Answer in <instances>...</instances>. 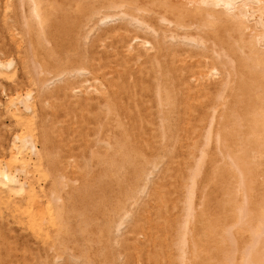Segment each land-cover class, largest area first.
Here are the masks:
<instances>
[{"label":"rangeland","instance_id":"rangeland-1","mask_svg":"<svg viewBox=\"0 0 264 264\" xmlns=\"http://www.w3.org/2000/svg\"><path fill=\"white\" fill-rule=\"evenodd\" d=\"M41 1L44 12L42 28L40 24L34 23V27L31 28L30 32H27L23 24L22 12L27 14L30 12L29 1L25 0L23 3L24 5H22L20 0H0V154H3L4 150L6 151L5 157H10L11 151L14 148L16 149L15 143L20 145L19 141L17 139L15 140L18 134L27 135L29 139V141H27V147L31 142L35 143L36 149L31 150V156L25 159V164L19 161L15 163L14 167L12 165L13 169H17V175L20 177V182L22 181V184H20V182L19 184L22 186L20 187L19 184H16L20 187L16 189V185L14 184L16 190L14 188L12 189V196H21L18 198L16 196L11 197L16 200L18 204H22L20 207H24L23 204H27V200L26 198L24 199L25 201L21 200L24 198L22 194L24 195L29 179L35 177L37 195L38 193L40 194L37 199H40L39 201L42 206H45L53 188L55 191V188L58 186L57 184L55 187L52 183L53 175L55 174V177L59 176V183L60 178L63 182V185L59 184V188L57 187L54 193H56L55 195H59L63 202L60 203L58 201V203H60L58 205L59 207H64V211L61 210L63 214L61 213L62 217H60V220L63 223L65 221V224L61 221H59V224L56 221L48 223V227H41L43 229L41 230L40 227H36L32 225V223L30 224V218L27 216L28 212L26 213L27 210L24 214L22 210L21 214L23 221L21 220L20 223L19 220L17 221L18 215L16 213L11 214L4 206L2 209L3 212L0 211V236H2L0 238V246H2V248L0 247V255L1 258L3 257L2 264H83L81 263L83 260L80 258L77 259L81 261L77 259L75 261L74 259L77 256H81V258L82 256L86 257V250H88L87 257L91 259L89 264L92 263V260L94 261L92 264H103L102 260H105V258L113 259V264H228V255L231 254L229 251L232 252L233 250L232 241L230 243L229 240L230 236L228 238L229 234L225 232V228L229 226L232 227L238 246L234 264H241L242 247L250 240L251 226L257 224L255 220H257L260 214V208L262 207L261 196L264 194V140H262V136L257 133H248L249 125L245 124L242 126V95H238L237 92V85L240 81L239 73L235 77L236 81H230L225 87L222 83H218L212 89V92L215 94L220 91L222 93L218 95L219 97H217L216 100H214L215 98L211 100V102L215 101L214 104H216V117L214 116L215 129L213 128L214 133L208 146V154L210 153V157L201 160L199 170L196 173L194 193L195 214L189 225L191 227L189 229V236L186 244L187 251L182 258L183 263L177 260H180V258H175L179 256V251H177V247L172 245L179 239L181 233L184 231L178 225L181 224L183 220V202L186 194V185L189 182L190 170L196 166L198 161V159H196L198 151L196 150L199 149V141L201 139L197 136L198 132L194 130L198 127L197 120H199L198 118H200L201 115L198 116L197 111L196 113H190L188 118H186L187 116L184 117L185 115L182 114L180 116L178 115V109L180 108L185 112V106L183 103H178L177 108H174L171 102L174 98V87L177 82L174 78L175 71L171 70L162 78L163 87L160 90V95L163 101L160 105L157 104V95L154 93L156 91L153 80L151 79L152 73L147 77L146 82L150 90H148L147 87V89L144 90L145 92L141 95L143 89L138 85L132 87V91L136 92V96L142 98L146 97V99H142L144 103L141 100L142 103L138 109L141 110V115H144L149 124H154H152L153 126H147L148 123L146 121L143 123V130H145L144 132L148 135V140L154 138L158 139L156 136L159 137V135L154 136L151 134V130H153V132L158 130L161 110L163 113L165 111L168 114L166 119V136L163 139L160 138L161 140L159 139L151 143L149 148H144L148 159H138L136 161L137 167H141L142 165L145 166L144 168L146 171L142 173L144 179L140 177L141 180L139 178L135 180L134 176L132 177L129 175V167H126L128 171L123 177L117 175L111 176L110 179H108L109 176L108 178L100 177V174L106 167L107 159H101L96 155V152L101 153L106 151V155L108 156L111 152V148H109V150L105 147V145L108 144L106 140L110 134L115 133L116 135H120L121 131L118 130L119 128L116 126V120L118 119L116 108H111L108 111L107 109H100L107 101L105 97L113 90L111 83H113L112 80L116 77V72L122 67V65L117 64L118 60H122L126 57V53L128 54V64H130L128 68L130 74L128 72V75H131V77H128V80L130 81L132 79V82L136 84V75L140 74L141 67L150 65L148 63L149 61H147L148 55L154 54L155 52V49L151 47V45L155 44L156 41L163 42V40H165L169 43V45H166L167 43H164L165 41L163 42V44L166 45L165 50L168 55L165 54L161 56L160 59H164H161V61L164 62L165 60H173L175 58L174 64H176L180 70L179 73L186 75L183 82L190 85L195 93H198L196 83H198L199 80L197 76L192 75V69L189 67L190 64L196 61V57L192 55V51L198 47L197 41L194 42L198 36V31H195V27L196 25L199 26L201 20L203 23H207V20L209 21V19L213 17L209 18V16V19H206L207 17L201 13L198 15L191 13L187 18L186 16L188 15H186L184 19L187 23H191L192 25L196 23V25H193L195 29L192 27V30H190V28L187 31V28L185 29L183 27L177 30H175L176 28L174 27L169 30L166 25L167 23L158 18L159 14H157L156 11L141 16L144 17L147 24L153 26L158 31V34H155L154 32H146L138 28L133 21H127L128 17L136 15L131 10L127 11V17L116 15L117 9L109 6L110 0ZM127 1H138L139 4L145 7H153L149 0ZM178 1L179 3L183 2V0ZM189 2L191 3L192 0ZM94 11H98V14L93 18L92 14ZM194 15L195 17H193ZM213 19L215 22L214 26H211L210 31H217L214 33L217 42L215 46L218 48L219 52L222 53V56L214 65H210L207 68L208 75L203 77V79L205 81L206 79H210L219 82L228 75V67L225 63L227 60V52H229V54L230 52L232 53L230 43H235V38L239 39V32L235 30L234 26H231V24L230 28H227L226 24H228L229 21L227 22L228 19L225 17L220 19V22L217 21V17L216 20L215 18ZM215 24H218V27L215 26ZM212 27H217L218 29H212ZM116 28L117 30L119 28L121 29H119V31H114ZM179 29H185L187 32H190L195 39H183L185 34L182 35V33H185V31H180ZM174 30L177 31V33ZM171 32L174 33L172 34ZM123 33H125L124 36H122ZM190 33L187 35L191 37ZM229 33H231V37L228 35ZM165 34L168 36L166 35L164 39L161 38V36ZM176 34L177 36L174 38L173 35ZM178 34L182 36H178ZM244 36L245 41L250 40L252 42L248 32L244 34ZM155 37L159 39L156 40ZM179 37H182V39ZM139 38L150 42L147 43L145 47H142L139 44ZM177 40L178 42L180 41L181 44H175ZM30 43L32 44V50L35 52V57H33L29 50ZM170 43L174 45L171 44V47H167L170 46ZM130 44L133 49L129 52L128 46ZM176 45H179V52L178 55L174 57V55L171 56L173 53L170 52L176 49ZM251 45L253 46V43ZM251 45L244 46L245 53L252 52V50L250 52ZM234 46L235 45L232 47L236 55L237 48ZM139 47H141L142 56L137 60L135 58V53L138 51ZM172 47L174 48L172 49ZM167 48H171V50ZM224 52H226V54H224ZM86 56H88L91 62L94 59L92 62L93 64L100 65L98 77H93L96 71L94 67L92 68L90 63L85 62L84 57ZM244 56L247 57L246 55ZM171 57L174 58L172 59ZM32 59L38 64H41L42 67L49 69L48 73L40 75L44 78H49H46V82L48 83L46 86L48 87L45 86L43 88L39 81L33 80L31 76ZM202 59L209 58L204 56ZM9 62H12L11 65H9ZM163 65L165 64L163 63ZM84 78L87 79V82ZM72 79L73 82H75L73 83V88H71L73 91L65 90L64 92L62 89L59 90L66 81H72ZM77 83L79 84L77 85ZM56 87L58 89H56ZM149 91L150 93H148ZM202 91L203 90H201V92ZM125 93L126 92H121V95L124 96L122 97V99H124L122 102L127 104V102H130V96L128 93ZM18 95L19 97L17 98ZM168 96L171 97L168 98ZM23 97L26 98V101L31 106L28 110L24 108L23 99L25 98ZM86 98H90V101L87 102L85 100ZM147 99H150L149 104L147 103L149 100L145 101ZM200 99L203 102L208 101L206 94H202ZM192 101L196 105L199 104L198 97H194ZM145 103L149 107L146 106ZM150 103L152 106H150ZM233 107H236L238 110L237 116L241 119L237 118L233 121L234 114L231 112ZM16 110H20V112ZM121 113L124 115V120L128 121L126 115L123 114V112ZM177 116L179 118L184 117L182 120H186L189 123L188 125L184 124V126L182 125L180 127V138H178V142L176 140L177 143L175 142L177 149L173 146V150L172 144L174 141H172V136L175 130ZM148 117L150 119H147ZM207 118L208 117H206V119ZM218 131L221 133L220 142L216 141V132ZM242 141H244L245 145L242 144ZM12 145H14V148L11 147ZM170 147L172 153L174 152V159L164 157L166 155V150L170 149ZM189 147L192 149L191 152L188 149ZM56 148L59 149L58 153H61H59V155L61 158L63 157L62 160H64L62 162L60 161V165L54 166L55 169H53L49 164V157L46 153L52 154L56 152ZM91 149H93L92 151L95 152V154L91 152ZM187 150L190 153H188ZM36 151H40L41 153L39 158L37 157ZM228 151L239 157V159H236V165L242 170L244 178L243 185L242 173L238 172L232 159L225 156ZM188 154L192 155V159ZM188 156L190 157L189 159H187ZM145 161L147 162L145 163ZM86 163L88 164L87 169L85 168ZM164 170L167 171L165 172ZM168 170L171 172L167 173ZM147 172H149V175ZM145 173L148 176L143 175ZM162 174H164V176ZM97 176L101 178L100 180L98 179V181ZM113 177H116L115 180L118 181L117 183H115L116 181L113 182ZM119 177H121V179ZM103 178L106 179L107 182L113 179L111 180L113 183L109 182V186H107V182ZM137 180H139V182ZM103 181H105L104 183L106 186ZM92 182H95L93 184H96L97 187L96 185L88 184ZM100 184L104 185L107 192L105 190V192L102 191L104 187L99 188ZM117 185H122L121 187L123 188H121V193L118 192L120 188ZM91 186L96 188H92ZM128 188L130 189V193L134 191V189L136 190V196H134L135 194H133V192L131 193L132 195L127 194L130 196L129 198L132 197L131 200H127L128 196L125 194V190H128ZM245 190L251 198L247 207V218L249 221L242 225V218L240 217L239 210L242 206V191ZM85 192H87V194ZM102 192L104 193V197L101 196L103 194ZM117 193L123 194V196L121 195L122 198L120 194L117 195ZM93 194L97 195L93 196ZM107 195L108 197L112 196V199L108 198ZM101 197L102 199H100ZM149 197L151 198L149 199ZM113 198H115V201ZM119 198H121L119 201H121L123 205L118 201ZM134 198L137 199V202H141L138 203L140 204L138 207ZM96 199L98 200L96 201ZM103 199L104 205L108 204L107 206H104L103 203L101 204ZM158 200L159 202H157ZM73 201L76 202L74 203ZM98 201H100L99 204L97 203ZM118 203H120L119 206L116 205ZM112 205L118 207L117 213L124 218L125 222L118 230L115 227V229H113L115 224H110V227L115 233L112 230V242L108 241L109 243H105L104 240L102 242L101 239L99 240V238L96 237L100 234L99 227L103 228L107 223L106 220L109 221V223H114V220H120H117L119 218V216H117L118 214H115V212L113 213L114 206ZM172 205L174 207H172ZM73 207L76 208L72 209ZM136 207L138 210H133L136 209ZM70 209L72 211H70ZM124 209L129 210L128 215L123 213L125 212ZM102 210L104 213L102 212L101 214ZM130 210H133L134 214H131ZM116 216L118 217L117 219L113 218ZM88 217L90 220H98L99 222H97L99 225L95 221H93L95 222L94 224L92 222L90 223V220L89 222L88 220L85 222V219H89ZM15 219L16 221H14ZM111 220L113 221L111 222ZM138 222L140 223L137 224ZM57 223L60 225L58 226L59 228L65 226L67 232L62 227L63 230L60 229L62 232L64 231V233L60 232L59 229V231L57 230L59 233H56ZM77 223L79 226H77ZM85 224L88 226L84 227L86 226ZM31 226H34V228H31ZM1 228L3 230H1ZM33 229H36V231ZM81 229L83 230V233L80 232L82 236L78 233V230L81 231ZM44 230H47L49 235H46L47 232ZM38 235L41 236L40 238L43 237V241ZM50 235L51 238L49 237ZM57 235L59 238H57ZM53 237L56 242L53 241ZM115 237H117V239H114ZM44 238L47 239V241ZM64 241H68L67 244ZM8 243H10V245ZM102 243L106 245L107 251L105 249V251L100 250L103 245ZM3 246L5 247L3 248ZM9 246H11L10 249ZM86 246L88 247L87 249ZM98 246L100 247L98 248ZM160 247L161 249L159 250L158 248ZM61 248H64V250ZM67 248L72 249L70 250L72 252L70 255L68 254L69 251ZM169 248L170 252L168 253ZM96 251H98L100 255ZM80 253L81 255H79ZM67 254L69 256H71V254L76 256L68 257ZM259 255H256V259L260 258ZM89 258L88 261L90 260ZM85 259L84 264H88V261Z\"/></svg>","mask_w":264,"mask_h":264},{"label":"bare ground","instance_id":"bare-ground-1","mask_svg":"<svg viewBox=\"0 0 264 264\" xmlns=\"http://www.w3.org/2000/svg\"><path fill=\"white\" fill-rule=\"evenodd\" d=\"M24 1L25 0H20V3H22V5H24L23 4ZM28 1H29V4H30V12L28 14L22 12V17H23V24H24L25 28L27 29V32H30L31 28L34 27V25H33L34 23L40 24L41 28H42L44 12H43V7H42V1L41 0H28ZM149 1L152 3L153 7H145V6L141 5V4H139L138 1L137 2H130V1H127V0H110L109 6L117 9V12L115 13L116 15H121V16H125V17H127V15H128L127 11L131 10L136 15H131V17H128L127 21H133V22L136 23L138 28L143 29L146 32L147 31L154 32L155 34L156 33L158 34V31L153 26L147 24L145 22V20H144V17H141V16H145L147 14H150V12H154V11H156L157 14H159L158 18L160 20H162V21L167 23L166 25L169 28V30H171V28H174V27L176 28L175 30H177L178 28H182V27L185 28V29L187 28V31L190 28H191L190 30H192V27L193 28L195 27L193 25H196V23H194L193 25L191 23H187V21L184 19L185 16L188 15V16H186V18H187V17H189V14H191V13L195 14V15H198L199 13H201L202 15H205L207 17L206 19H209V18L213 17L216 20V17H217V19H218L217 21L218 22H220V19L225 17L226 19H228L227 22L228 21L230 22V23L228 22V24H226L227 28L229 29L230 28V24H231V26H234V29L239 32L238 33L239 39L235 38V40H234L235 43H230V49H231L233 54L231 52H230V54H229V52H227V60L225 61V63L227 64V67H228V75L224 79L219 81V82L212 81L210 79H206V81H205L203 79V77L208 75L207 68L210 65H214L215 62L218 61L219 58L222 56V53H220L218 48L215 46L217 44L216 37L214 36L215 35L214 33H215L216 30H212L214 32L210 31L211 26H214V22H215V21H213L214 19L212 18V19H209V21L207 20V23H203V21L201 20V23H199V26L196 25V27H195L196 29L195 28L194 29H195V31H198V33H197L198 36H197V39L194 40V42L197 41L198 47H196V49L192 51V55H194V57H196V61H194V63L190 64L189 67L192 69V71H191L192 75L197 76V78L199 80L198 83H196L198 93H195L191 89L190 85H188L185 82H183V79H185L186 75L183 74V73L180 74L179 73L180 70L178 69L177 65L174 64L175 60H176L174 57L176 55H178V52H179L178 51L179 50L178 47H179V45H176L177 47H175L176 48L175 50H171V48L170 49L167 48V49L171 50V52L169 50H167V51H169L170 53H173L171 56L174 55V57H171V58L172 59L174 58L175 59V60L173 59L174 61L173 60H165L164 62L161 61V59H163V58L160 59V57L166 54V50H165L166 49V45H169V43H167L165 40H163L166 37L167 34L162 35L163 37L161 36V38H163L162 39L163 42L165 41L164 43H167L166 45L163 44V42H160V41H156L155 44L151 45V47H153L155 49V52H154V54L148 55V60L146 59L147 61H149L148 63L150 65L147 64L148 66L141 67L140 74L138 73L139 75H136V77H137L136 78L137 80L135 79L136 84L134 82H132L133 80L131 78H130L131 79L130 81L128 80V77L129 76L131 77V75H128V72H129L128 68H129L130 64H128L129 57H127L128 54L126 53V57L123 58V59L121 58L122 60H120V61L118 60V62H117V64L122 65V67L120 66L121 68L116 72V77L112 80L113 83H111V84L113 86V90L110 93L111 95L109 94L107 97H105V98H107V101H106V103L104 104L103 107L102 106L100 107L101 110H104V109L106 110L107 109V111L110 110L111 108H116V112H117V115H118V119L116 120L117 121L116 122V126H117V128H119L118 130H121L120 131V135H116L115 133L110 134V136L106 140L108 144L105 145V147L108 148V149L111 148V152L109 153L108 156L106 155V153H107L106 151L101 152V153L96 152V155H98L99 158L104 159V160L107 159L106 160V167H105L104 171L101 174L100 173L99 174L101 175L100 177H104V178L105 177L108 178V176H109L108 179H110L111 176H114V175L123 177V176L126 175V172L129 170L130 171L129 172L130 174L128 173L129 175H131L132 177L134 176L135 180H136V178L137 179L139 178L141 180L140 177H142V173H144L146 171L145 168H144L145 166L142 165L141 167H137L136 161L138 159H144V160L148 159V157H147V155H146V153L144 151V148L145 147L149 148V145H151V143H153L154 141L159 140L160 138L163 139L166 136V129H167L166 119L168 117V114L165 111L163 113V111L161 110L160 121L158 122L159 124L157 123L159 125L158 126V130H157L158 132L157 131L153 132V130H151L153 132V133L151 132V134H153L154 136L155 135H159V137L156 136L158 139L154 138L152 140H148V135L144 132L145 130H143V128H144L143 127V123L146 121V118L144 117V115H141L142 112H141L140 109H138V107L141 106L140 104L143 101L142 99H144V98L146 99V97L142 98V97L136 96L135 95L136 92L132 91V89H133L132 87L134 85H138L141 89H143V92L141 93V95H142L145 92L144 90H146L147 87L149 86V85H147L146 82H147V77L150 76L151 73H152L151 74V79L153 80V84H154L155 91H156V92H154V90H153V92L156 93V95H157V104L160 105L162 103V101H163V99L161 98V95H160V90L163 87L162 78H163V76H165L168 72H170L172 70V71H175L174 72V78L176 79L177 82H176L175 87H174V94H173L174 98H173V100L171 102L173 103L174 108H177V104L178 103H180V104L183 103V105L185 106V112L179 108L178 109V115L180 116L182 114V115H185L184 117L187 116L186 118H188V115L190 113H196V111L198 112V116L201 115V117L198 118L199 120H197L198 127H197V129L194 130V131L198 132V133L196 132L197 136L201 139L199 141V144H200L199 149L196 150V151H198V154L196 156V159H198V161H197L196 166H194L190 170L189 182L186 185V194H185V198H184V202H183L184 203L183 220H182L181 224L178 223L179 224L178 226L181 229H183L184 231L181 233V236L179 237V239L176 240V242H174V244L172 245V246L177 247V251H179V253H178L179 256H177L175 258L176 259L180 258V260L179 259H177V260L179 262L181 261V263H183V259L182 258L186 254V251H187L186 244H187V241H188L189 229L191 227L189 225H190L191 219L193 218V216L195 214L194 213V211H195V208H194V193H195V186H196V183H195V181H196V173L199 170V165L201 163V160L205 159L206 157H210V155H209L210 153L208 154V150H209L208 146H209V144H210V142L212 140V136H213L214 129H215L214 128V121H215V117H216L215 116L216 104H214L215 101L211 102V100L214 99V98H215L214 100H216L217 97H219L218 95H221V93H222L221 91L219 93H217V94L212 92V89L216 86V84L222 83V85L225 87L226 85L229 84L230 81H233V80L236 81L235 80L236 75L238 73L240 74V81H239V83L237 85V90H238L237 92H238V95H242V126L245 125V124L249 125L248 133H250V132L257 133V134L261 135L262 136V140H264V0H192L191 3L189 2L191 0H185V1L183 0V2H181V3H179L178 0H177L178 3H177L176 0H149ZM97 14H98V11H94L93 14H92V17L94 18ZM195 15L193 17H195ZM201 18H202V16H201ZM189 19H192V18H189ZM206 19H204V20H206ZM217 25L215 24V26H217ZM219 25H222V24H219ZM217 27H212V29L213 28L216 29ZM119 29H121V28H119ZM119 29L117 30V28H116L114 31H116V30L119 31ZM185 29H182V30L179 29L180 31H183V30L185 31V33L184 32L182 33V35L185 34L183 36V39H189V40L192 39L193 36L191 35V33L187 32ZM226 31L229 32L228 30H226ZM175 32L177 33V31H175ZM247 32L250 35V37L252 39V42L250 40H246L245 41L244 34H246ZM171 33L173 34L174 32H171ZM188 33H190L191 37L189 35H187ZM124 34L125 33H123L122 36H124ZM230 34L231 33H229L228 35L231 37ZM182 35L178 34V36H182ZM175 36H177V34L173 35L174 38H175ZM179 38L182 39V37H179ZM155 39L157 40L159 38L155 37ZM176 39H177V37H176ZM193 39H195V38H193ZM29 42H30V40H29ZM149 42L150 41H148V40L139 38V44L142 47H145L146 44L149 43ZM177 42H178V40L176 41L175 44H181L180 41L178 43ZM252 43H253V46L251 45ZM171 44L174 45L173 43H170V46H167V47H171L172 46ZM31 45L32 44L30 43L29 50L32 53L33 57H35V52H34V50H32ZM126 45H128V44H126ZM233 45H235L234 47L237 48L236 55H235V52H234L235 50H233V47H232ZM245 45H249V46L251 45L252 46L250 48V52L252 50L251 53H245L244 52V46ZM173 48L174 47H172V49ZM132 49H133V47L130 44L128 46V51L130 52ZM169 52H167V53H169ZM224 54H226V52H224ZM248 54H250V55H248ZM166 55H168V54H166ZM244 55H246L247 57H245ZM141 56H142L141 47H139L138 51L135 53V58L137 60H139L141 58ZM204 56L209 58V59H202V57H204ZM84 59H85L86 63H90L91 64L92 68L94 67V70L96 71V74H94L93 77H98L99 76L98 75V70H99L100 65L98 66V64H96V65L93 64L92 62H93L94 59L91 62V60L88 58V56L84 57ZM11 63L12 62H9V65H11ZM32 63L33 64L31 66V71H32L31 76H32L33 80H35L37 82L39 81L40 85L44 88L48 84L46 81L49 78L46 77L47 78L46 79V78H44V77H42L40 75L41 74L44 75V74L48 73L49 69L42 67V65L38 64L34 59H32ZM163 63L165 65H163ZM95 71H94V73H95ZM129 74H130V72H129ZM76 75H78V74H76ZM86 78H84V79L87 82ZM232 78H234V79H232ZM88 80H90V79H88ZM81 81H83V80H81ZM178 81L182 83V86H181V83H179ZM73 83H75V82H73V79H72V81H66L65 84L62 85L59 88V90L62 89V90H64V92H65V90H72L71 88H73V85H74ZM78 84L79 83H77V85ZM138 86H136V87L139 88ZM234 86H235V84H234ZM46 87H48V86H46ZM80 88H82V87H80ZM149 88L150 87H148V90H150ZM56 89H58V88L56 87ZM201 90H203V91L201 92ZM121 92H126V93L129 94V96H130L129 97V101H130L129 103L127 102V104H124L122 102L124 100V99H122V97H124L123 96L124 94L122 93L123 95H121ZM66 93H67V91H66ZM148 93H150V91ZM202 94H206V96L208 98L207 102H203L200 99ZM137 95H140V94H137ZM29 96H30V94H29ZM18 97H19V95L17 96V98ZM25 97H23V98H25ZM170 97L171 96H168V98H170ZM194 97H198L199 98V104L198 105L193 103L192 99ZM17 98H15V99H17ZM147 98H148V96H147ZM152 98H153V96H152ZM11 100H10V103H11ZM85 100L87 102H89L90 98H86ZM145 101H148L147 103L149 104L150 99H147ZM23 102H24L23 104L25 105L24 106L25 109L28 110L29 108H31V106L26 101V98L23 99ZM143 103H144V101H143ZM145 104H142V105H145ZM146 106H148V105L146 104ZM150 106H152L151 103H150ZM18 107H20V106H18ZM150 109H149V111H150ZM16 111L20 112V110L19 111L16 110ZM237 111L238 110L236 109V107H233L231 109V112L234 114L233 121H235L237 118H239L237 116V113H238ZM121 112H123V114L126 115V117L128 118V121L124 120V115H122ZM30 115H32V114H30ZM206 117H208V118L206 119ZM183 118H179L177 116V119L175 121V130H174V133H173V136H172V141H174V143L172 142L173 143L172 144V149L173 150H174L173 146L177 149V145L175 146V142H176V140H177V142L179 141L178 138H180L179 137L180 127L182 125L184 126V124L188 125V123H189L186 120H185L186 122L184 120H182ZM147 119H150V118L148 117ZM151 119H153V118H151ZM239 119H241V118H239ZM152 124L153 123H151V124L148 123L147 126L148 125L151 126ZM153 128H155V127H153ZM156 128H157V126H156ZM116 132H118V131H116ZM248 133H247V135H248ZM151 134H150V136H151ZM150 138H152V137H150ZM16 139L19 141L20 145L15 143L16 144L15 145L16 149L13 147L14 145L11 146L15 150L13 149L11 151V149H10L11 153H10V157L9 158L5 157L6 156V153H5L6 151H4V150H3V152L5 154L4 153L0 154V211L3 212L2 209L5 206V208L8 209L11 214H15L16 213L18 215L17 221L19 220L20 223H21V220L23 219L21 212L23 210V214H24V212L27 210L26 213L28 212L27 216H29L28 218H30V221H29L30 224L32 223V225H35L36 227H40L41 230H43L41 227H44V226L48 227V225H47L48 223H52V222H56L57 221L60 224L59 221H61L60 217H62L61 213L63 214V211H64L63 208L64 207L63 208H62V206L59 207L58 204L63 203V202L61 201L60 196L59 195H55L56 193H54L56 191L57 187L59 186V184L63 185V182L61 181V178H60V183H59V180H58L59 176L55 177L54 176L55 174L53 175V182L52 183H53V185L55 187H56L57 184H58V186L55 188V191H54V188H53L52 193L49 196L50 198L47 199V202H46L45 206H42V204L39 201L40 199L39 200L37 199V198H39L38 195H40V194L38 193V195H37L36 184H35V179L36 178L35 177H32V178L29 179L28 186H27V188H26V190L24 192V195L22 194V196H24V198L23 197H21L23 199L20 198L21 200H24L26 198L27 204H25V205L23 204V206L25 208L24 207H20L22 204L21 203L18 204L16 200L12 199L13 196H16V195L12 196V193H13L12 189L15 187L16 184H19V182H20V177L17 175L18 173L16 172L17 169H15V168L13 169V167L15 166V163L19 162V161L22 162L23 164H25L26 163L25 159H28L31 156L30 155L31 150L32 149L33 150L36 149V145H35L34 142H31V144L27 147V144H28L27 141H29L27 135L18 134L15 137V140ZM216 141L217 142L221 141V133H220V131L216 132ZM63 144H64V142H63ZM242 144L245 145L244 141H242ZM2 148L4 149L3 146H2ZM67 148H69V147H67ZM196 148H198V147H196ZM188 149L191 152L192 149H190V147ZM58 150L59 149L56 148V152H53L52 154H50L48 152L46 153L47 156L49 157L48 158L49 164L53 167V169H55L54 166L60 165L59 164L60 161L62 162L64 160V159L62 160L63 157L61 158V156L59 155L60 152L58 153ZM92 150L93 149H91V152L93 154H95V152H93ZM187 152L190 153L188 150H187ZM36 153H37V157L39 158L40 154H41L40 151H36ZM188 155L190 157L192 156L190 154H188ZM189 156H188L187 159L190 158ZM225 156L228 157L229 159H232L234 165L237 167L238 172L242 173V170L236 165V163H237L236 159H239L238 155H235L232 152L228 151V152H226ZM164 157H169V159H174L175 155H174V152L172 153L171 147H170V149L166 150V155ZM166 159H168V158H166ZM191 159H192V157H191ZM146 162L147 161H145V163ZM12 165H13V167H12ZM87 165L88 164L86 163L85 164V166H86L85 168L86 169H87ZM126 167H129V169L126 170ZM53 169H52V171H53ZM169 170H168L167 173L171 172ZM148 173L149 172H147V174ZM147 174L145 173L143 175L148 176L149 174L148 175ZM102 175H105V176H102ZM162 175L164 176V174H162ZM97 177H98L97 181H98V179L99 180L101 179V178H99V176H97ZM115 178L116 177H113L114 180L113 179H111V180H113V182L116 181L115 183H117L118 181L115 180ZM119 178L121 179V177H119ZM95 179H96V177H95ZM142 179H144V178L142 177ZM104 180L107 182L106 179H104ZM111 180H109V182H112ZM97 181H96V183H97ZM105 181H103V183ZM137 181L139 182V180H137ZM99 182H98V184H99ZM109 182L106 183L107 186H109V184H108ZM119 182H120V180H119ZM162 182H163V180H162ZM93 183H95V182L88 183V184L96 185V184H93ZM243 183H244V178H243V173H242V185H243ZM20 184H22V181L20 182ZM106 184H105V186H106ZM19 185H16L15 188L19 189L22 186V185H20V187H19ZM90 185H88V186H90ZM117 186H119L120 190L118 189V192H120L121 188H123V187H121L122 185L121 186L117 185ZM39 187H40V185H39ZM96 187H97V185H96ZM96 187H94V188H96ZM101 187H104V185L100 184L99 188H101ZM126 187H128V186H126ZM41 188H43V187H41ZM99 188H97V189H99ZM105 189L106 188L104 187V189H102V191H104ZM124 189H127V188H124ZM38 190H39V188H38ZM129 190H130L129 188H128V190H125L126 191L125 192L126 195L127 194L128 195H132L131 194L132 192H133V194L136 193L135 189H134L135 192L131 191V193H130ZM22 192H23V190H22ZM85 193L87 194V192H85ZM97 193H98V191H97ZM108 194H109V192H108ZM119 194L117 193V195H119ZM123 194H124V192H123ZM123 194H120V197H121V195L123 196ZM95 195H97V194H93V196H95ZM103 195H104V193L101 196H103ZM20 196L21 195L16 196V197L18 198ZM134 196H136V194ZM86 197H88V196H86ZM107 197H108V195H107ZM111 197L112 196H110L108 198L112 199ZM129 197L130 196H128L127 200H131L132 197L131 198H129ZM261 197H262V200H261V206L262 207L260 208V214L258 215L257 220H255V221H257V224L256 225L254 224L253 226H251L252 228L250 227L251 228V230H250V232H251L250 240L242 247V257H241L242 263L241 264H264V194ZM98 198H99V196H98ZM115 198H113L114 201H115ZM121 198H119L118 201ZM124 198H126V197H124ZM136 198H134V199L137 202ZM150 198L151 197H149V199ZM250 198H251V196H249V194L247 193L246 190L242 191V206H241V208L239 210L240 217L242 218V225H243V223L245 224V223H247L249 221V219L247 218V213H248V210H247L248 208L247 207H248V202H250ZM20 199H17V200H20ZM100 199H102V197ZM134 199H133V201H134ZM97 200L98 199H96V201ZM106 200H107V198H106ZM159 200L157 202H159ZM58 201L60 203H58ZM103 201H104V199L102 200L101 204L103 203ZM73 202L75 203L76 201H73ZM73 202H72V204H73ZM119 202L122 203L121 201H119ZM166 202H167V200H166ZM97 203L99 204L100 201H98ZM105 203H107V202H105ZM120 203H118L116 205L119 206ZM138 203H141V202H137V204ZM72 204H71V206H72ZM100 205H98V206H100ZM103 205H104V203H103ZM107 205H104V206H107ZM122 205H123V203H122ZM139 205L140 204H138L137 207ZM145 205H146V203H145ZM71 206H70V208H71ZM96 206H97V204H96ZM112 206H114V205H112ZM137 207H136V209H133V210H135V211L138 210ZM172 207H174V206L172 205ZM75 208L76 207H73L72 209H75ZM94 208H95V206H94ZM97 209H99V208H97ZM61 210H63V211L61 212ZM100 210H101V208H100ZM103 210L101 211V214H102V212L104 213ZM113 210H114L113 213L115 212V214H116L118 212V207L114 206ZM70 211H72V210L70 209ZM122 211H123V209H122ZM128 211L129 210H125V212H123V213L128 215V213H129ZM132 211H131V214H134V211L133 212ZM106 212H108V211H106ZM6 213H7V210H6ZM165 213H167V212H165ZM72 215H73V212H72ZM119 215L120 214H118L117 216H119ZM104 216H106V215H104ZM117 216L113 217V218L117 219L118 218ZM102 217H103V215H102ZM102 219H104V218H102ZM86 220H88V222H89L90 218L89 219H85V222H86ZM113 220H111V222ZM117 220H119V221H115L114 220V223L113 222L109 223V221L106 220L107 223L105 224V226L103 228L99 227V229H100L99 230L100 234L98 233L99 236H96V235L95 236L97 238H99V240L101 239L102 242H103V240H104L105 243H109L108 241L112 242V240H113L112 230L115 229V228L117 230L120 229L122 224L125 222L124 218H122V216H119V218ZM162 220H163V218H162ZM14 221H16V219ZM72 221H74V220H72ZM93 221H95V220L94 219L90 220V223L92 222L94 224L96 222L98 224V222H99L98 220H96L95 222H93ZM255 221H254V223H255ZM58 223H57L56 231L59 229L60 232H62V230H63L62 227L63 226L60 227L62 229L61 230L58 227V226H60ZM62 223H61V225H62ZM139 223L140 222H138L137 224H139ZM22 224H25V223H22ZM63 224H65V221H64ZM86 224H88V223H86ZM97 224H95V225H97ZM110 224L111 225L115 224V226H113V229L110 227L111 226ZM141 224H142V222H141ZM28 226H29V224H28ZM77 226H79V224ZM87 226L88 225H86L84 227H87ZM133 226H134V224H133ZM32 227L34 228V226H31V228ZM63 228L65 230L66 227L64 226ZM242 229H243V226H242ZM1 230H3V229L1 228ZM104 230H105V232H104ZM34 231H36V229ZM58 231L56 233H59ZM78 231H79L78 233H80L83 230L81 229V231L80 230H78ZM97 231H98V229H97ZM41 232H43V231H41ZM45 232H47V230ZM113 232H114V230H113ZM225 232L227 234H229L228 238L230 236L229 240H230V243L232 241V247H233L232 252L229 251L231 254L228 255V261L227 262H228V264H234L235 260H236V253H237V250H238L237 242H236V239H235L236 237H235V235H234V233L232 231V227L231 226H229L228 228H225ZM62 233H64V231ZM82 233H80V236H82ZM41 234H39V235H41ZM46 235H49L48 232L46 233ZM157 235H159V234H157ZM42 236H43V234H42ZM53 236H54V234H53ZM1 237L2 236H0V238ZM40 237L41 236H39V238ZM46 237H48V236H46ZM49 237L51 238V235ZM42 238H40V239H42ZM55 238H56V235H55ZM55 238L53 239V241L55 240ZM57 238H59L58 235H57ZM114 239H117V237H115ZM45 240L47 241V239H45ZM50 240H52V239H50ZM42 241H43V239H42ZM51 242H49V243H51ZM54 242H56V241H54ZM64 242H66V244H67L68 241H64ZM166 242H168V241H166ZM8 244L10 245V243H8ZM84 245H85V243H84ZM99 245H100V243H99ZM11 246H9V249L11 248ZM0 247L2 248V246H0ZM4 247L5 246H3V248ZM99 247L100 246H98V248ZM1 248H0V254H1ZM87 248L88 247L86 246V249ZM61 249L64 250V248H61ZM82 249H83V247H82ZM104 249L106 250V245L105 244L102 245V248H100V250L105 251ZM158 249L160 250L161 247L158 248ZM171 249H172V247H171ZM67 250L69 251V253L68 252L67 253L70 255V253H72L70 250H72V249L67 248ZM67 250H65V251H67ZM166 250H167V248H166ZM86 251L88 252V250H86ZM87 252H86V255L83 254L86 257L82 256V258H81V256L80 257L77 256L74 260L76 261L77 258H80L81 260H83V262H81V263L84 264V259L87 258L85 260L88 261V258H89V257H87V255H88ZM96 252L98 253V251H96ZM169 252H170V248H169L168 253ZM259 253H260V255H259ZM68 254H67L68 257H71V256L75 257L76 256V255L74 256L73 254H71V256H69ZM98 254L100 255V253H98ZM101 254H102V252H101ZM79 255H81V253ZM103 255H104V252H103ZM113 255H114V253H113ZM147 255H149V254H147ZM161 255H163V254H161ZM256 255H259L260 258L256 259ZM2 256H3V254H2ZM155 256H157V255H155ZM171 256H169V257H171ZM102 257H104V256H102ZM2 258H1V255H0V264H2ZM80 259H77V260L81 261ZM109 259H106V258H105V260L103 259L102 263L103 264H113V259H110V260ZM170 260H171V258H170ZM90 261H91V259L88 261V264H89ZM162 261H165V260H162ZM77 263H79V262H77ZM92 263H94L93 260H92Z\"/></svg>","mask_w":264,"mask_h":264}]
</instances>
